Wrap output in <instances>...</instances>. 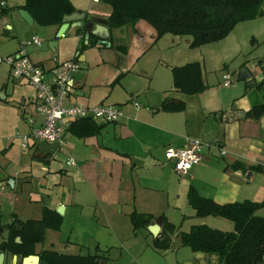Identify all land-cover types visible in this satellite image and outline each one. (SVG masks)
<instances>
[{"label": "crops", "instance_id": "0c3cea01", "mask_svg": "<svg viewBox=\"0 0 264 264\" xmlns=\"http://www.w3.org/2000/svg\"><path fill=\"white\" fill-rule=\"evenodd\" d=\"M70 1L77 11L85 12L108 28L106 17L110 9L87 8L79 0ZM91 1L105 6L98 0ZM23 3L24 0H0V39L10 36L21 41L22 24L29 25L19 13ZM16 13L20 21L14 17ZM66 30L78 36V44L65 58L54 56L48 68L69 59L79 62L70 101L86 106L116 105L123 115L117 122L93 121L100 126L94 135L80 138L66 130L63 143L74 164H68L67 158L65 165L70 167L71 173L39 180L40 186L48 188L50 182L55 183V194L52 196L53 190L45 189L49 190L46 192L48 204L38 205L39 216L31 219L40 218L44 206L55 210L62 206V221L70 218L71 231L77 223L74 218L82 215L86 223L95 228L94 232L101 235L94 237L95 249L119 246L134 264H221L217 254L194 252L180 245L179 233L194 224L233 230V223L225 218L195 216L187 200L190 188L219 204L264 201V117L252 119L247 116L253 100L244 94L217 98L213 86L204 76L207 85L204 91L195 94L177 91L173 87L171 69L188 62H200V56L190 60V53H186L177 37L172 34L157 37L155 28L143 19L135 23L134 31L129 27L111 31L108 28L113 40L111 46L106 43L107 39L101 47L88 46L84 50L80 49L81 37L76 34V27L69 25ZM186 42L189 44V40ZM116 47H125V52ZM16 50L5 52L0 49V52L10 54ZM43 58L38 57L36 63L45 66ZM0 66L9 73L6 65ZM245 77H251L249 72ZM6 85L3 79L0 92L4 100L7 99ZM33 97L34 92L28 101L18 102L24 119L26 112L32 109ZM167 98L183 101L184 108L180 111L160 110L162 101ZM24 134H19L20 140ZM186 137L198 139L208 146L204 147L201 160L182 176L173 170V161L166 158L165 150L182 146ZM6 139L3 155L7 161L18 164L19 170L25 171L27 166L20 165L25 149L21 141H15L13 137ZM214 144L225 153L221 154ZM35 151L46 163L52 154L44 153L40 147H35ZM236 163L244 168L234 167ZM10 177L14 179L15 187L18 179ZM134 211L150 214L149 225L159 219L158 233L154 235L148 229L149 225L135 233L129 216ZM262 211L264 207L257 212ZM163 219L175 225L176 232L171 236V247L158 250L152 241L160 233ZM104 262L101 260L99 264Z\"/></svg>", "mask_w": 264, "mask_h": 264}, {"label": "trees", "instance_id": "16d2710c", "mask_svg": "<svg viewBox=\"0 0 264 264\" xmlns=\"http://www.w3.org/2000/svg\"><path fill=\"white\" fill-rule=\"evenodd\" d=\"M110 7L106 24L111 31L115 28L129 27L134 31L135 23L143 19L152 25L157 37L164 34L189 36V46L196 47L225 37L236 23L264 16L261 5L264 0H98ZM21 9L26 10L35 24L55 26L62 24L65 15L76 8L70 0H24ZM85 31L76 28L81 37L80 49L98 46L93 36L84 43ZM113 44L111 35L108 37ZM105 45V43H104ZM125 52V47H116ZM262 67L263 78L258 87L264 88V58L258 62ZM173 87L184 94H195L207 88L203 80L200 62H188L171 69ZM263 97V96H262ZM160 110L180 111L184 102L167 98L162 101ZM252 119L264 117V97L254 102L247 112ZM100 126L87 119L73 121L68 132L77 137L98 133ZM244 168L240 163L233 165ZM187 200L197 217L219 216L233 223L232 231H223L206 224H194L189 230L179 233V243L194 252L214 253L221 264H264V216L257 211L264 207V201H235L219 204L211 198L202 197L190 188ZM130 222L134 232L145 229L152 221L146 213L132 212ZM63 217L55 209L44 206L38 219L21 220L15 214L5 225L6 235L0 241V251L11 255H38V264H99L104 260L101 253L67 254L53 249L35 250L36 244L44 239L47 229L59 230ZM176 226L163 219L160 233L153 238L152 244L158 250H166L172 245V234ZM19 238V242L16 238Z\"/></svg>", "mask_w": 264, "mask_h": 264}, {"label": "rangeland", "instance_id": "374dc122", "mask_svg": "<svg viewBox=\"0 0 264 264\" xmlns=\"http://www.w3.org/2000/svg\"><path fill=\"white\" fill-rule=\"evenodd\" d=\"M79 1L81 5L87 8L110 9L108 5L103 3L105 6H100V4L93 3L91 0ZM261 9L264 11V3L261 5ZM18 15L16 13L14 17L19 20ZM22 25L19 33L21 41L19 42L16 37H2L0 39V49L2 51H14L19 48L21 42L28 40L32 35H37L42 39L41 46L37 48L27 46L26 52L34 62H37L38 57H44L45 66L48 68L52 65V61L55 59L54 56H58L60 59L65 58V56L74 52L73 50L78 44V36L71 30H66L61 36L57 37L55 26ZM167 35L171 36V34ZM173 36L181 42L186 53H190V60L200 56L204 79L213 86L215 97L235 98L240 94H244L253 102H261L264 97V88L257 85L263 78L262 67L258 62L264 58V16L240 21L220 40L196 47H190L186 42L190 40L189 36ZM51 41H57V45L53 48L49 46ZM247 72L251 75L250 78L245 77ZM227 73L231 76L232 83L229 87H224L222 86V75ZM3 79L7 82V99L4 100L0 97V181H3L0 182L1 225L7 223L13 213L22 220L38 217V205H42L49 191L45 190L48 187L39 185V180L49 179L61 173H71L70 167L65 165L68 158V149H66L64 141L51 154L47 163L40 157L41 155L36 154L35 146H28L23 149L20 165L22 167L27 166L25 171L19 170L18 164L15 162L6 160L2 151L4 143L7 141L6 138L13 137L15 141L16 139L21 141L19 134L29 133V123L26 122L21 111H19L18 102H23L24 99L28 101L33 89L23 80H21L23 81L21 84L15 83L18 80L13 79L4 66H0V87ZM251 80L252 82H250ZM61 169L65 171L63 172ZM24 175L27 177L23 178ZM10 176L18 179L15 187L9 182L10 179H13ZM62 180L65 181V178ZM49 184L50 188L48 189L53 190L50 194L54 196L55 183L50 182ZM91 211L85 210L88 213H91ZM257 214L264 216V211L257 212ZM74 220L77 223L73 231H71L72 226L70 228V218L62 221L59 230L47 229L43 241L36 244L35 250L49 248L58 252L81 255L101 253L105 257V262L102 264H134L129 261L127 252L119 246H101V249H95L94 237H101V235L94 232L95 228L86 223L87 220H84L82 215L76 216ZM1 264L22 263L19 259L13 260V257L7 254Z\"/></svg>", "mask_w": 264, "mask_h": 264}, {"label": "built area", "instance_id": "2783aa9c", "mask_svg": "<svg viewBox=\"0 0 264 264\" xmlns=\"http://www.w3.org/2000/svg\"><path fill=\"white\" fill-rule=\"evenodd\" d=\"M1 4L3 5V2ZM41 44L42 39L32 35L28 40L21 42L15 52L0 53V64L8 67L10 76L25 81L34 92L32 109L25 114L30 130L21 136L22 147H39V142L57 144L59 147L63 144L66 130L73 120L117 122L123 112L116 105L86 106L70 101L75 87L73 77L80 67L79 62L75 59L64 60L50 68L42 63H36L28 56L26 47L37 48ZM222 79L224 87L232 83L228 73L223 74ZM205 146L208 144L186 137L182 146L167 147L165 156L173 161V170L183 176L201 160ZM213 146L218 147L217 144ZM219 149L221 154L225 153L222 148ZM67 163L74 164V159L68 158Z\"/></svg>", "mask_w": 264, "mask_h": 264}, {"label": "water", "instance_id": "95a60500", "mask_svg": "<svg viewBox=\"0 0 264 264\" xmlns=\"http://www.w3.org/2000/svg\"><path fill=\"white\" fill-rule=\"evenodd\" d=\"M19 13L21 17L29 24L32 25L33 23V18L31 15L24 9L19 10ZM71 25L72 27L76 28H82L85 33H84V38L87 39L91 36H93V40L97 41V44L100 45L103 41H106L109 37V31L108 28L105 25L97 23L96 19L93 17H89L86 15L85 12L83 11H77L75 10L73 13L69 15H65L62 19V24L58 27L56 36L59 37L61 36L66 29ZM57 42L56 41H51L49 43V46L53 48L56 46ZM0 97L4 98V95L0 92ZM39 147L44 153H54L55 150L58 148L57 144H47L44 142H39L38 143ZM10 184L13 185L14 180L10 179L9 180ZM44 203L48 204V199L47 197L44 198ZM56 211L59 214H62V206H59L56 208ZM161 221L158 219L155 221L154 224L149 225L148 229L156 235L159 231ZM16 241L19 242V238H16ZM4 258V254L0 253V264L2 263ZM16 259V255L13 256V260ZM19 260L21 261L22 264H38L39 263V256L38 255H28V256H20Z\"/></svg>", "mask_w": 264, "mask_h": 264}, {"label": "flooded vegetation", "instance_id": "af4514ba", "mask_svg": "<svg viewBox=\"0 0 264 264\" xmlns=\"http://www.w3.org/2000/svg\"><path fill=\"white\" fill-rule=\"evenodd\" d=\"M10 220H11V218H10ZM10 220H9V221H10ZM9 221H8V222H9ZM8 222H7V223H8ZM7 223H5V224H3V225L0 224V241H2L3 238H4L5 235H6V227H5V225H6ZM0 253H3V254H4V258H5V256H6L7 254H9V253L2 252V251H0ZM10 255H11V254H10ZM11 256L13 257L14 255H11ZM19 257H20V255H16V259H15V261L18 260ZM4 258H3V259H4Z\"/></svg>", "mask_w": 264, "mask_h": 264}]
</instances>
